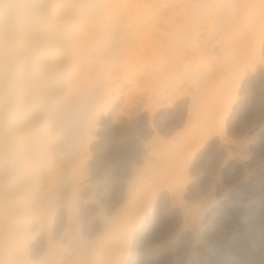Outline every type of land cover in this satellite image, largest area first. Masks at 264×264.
Instances as JSON below:
<instances>
[{"label": "rangeland", "instance_id": "374dc122", "mask_svg": "<svg viewBox=\"0 0 264 264\" xmlns=\"http://www.w3.org/2000/svg\"><path fill=\"white\" fill-rule=\"evenodd\" d=\"M64 1L63 11L74 5L93 39L73 40L67 52L42 41L60 55L47 62L42 83L57 105L59 121L49 125L61 122L53 147L61 160L38 157L59 173L42 204L63 207L53 220L62 227L52 247L77 240L93 251L85 250L93 253L90 264H114L121 240L128 253L119 259L130 253L125 264H264V0H190L181 5L187 19L179 16L172 33L185 38L184 47L154 51L141 46L134 27L156 13L173 16L178 8L169 5L181 0ZM41 2L28 0L33 10ZM78 21L59 24L68 34ZM14 39L29 41L24 34ZM25 66L20 75L38 74ZM39 159L32 199L51 185ZM34 224L27 264L41 263L44 254Z\"/></svg>", "mask_w": 264, "mask_h": 264}, {"label": "bare ground", "instance_id": "6f19581e", "mask_svg": "<svg viewBox=\"0 0 264 264\" xmlns=\"http://www.w3.org/2000/svg\"><path fill=\"white\" fill-rule=\"evenodd\" d=\"M6 1L7 2H5L4 0L3 2V0H0V8H2L1 6L5 7L4 15H2L4 19L0 21V264H27L28 261H27V255H26V252H27L26 248L29 247L28 238L30 237L29 236L30 234H29L28 228L31 223L36 224L35 232L39 231L42 234L41 236H43L41 237L42 244L40 242L39 243L41 244L40 249L41 250L45 249V250L41 251L44 254L41 255L42 256V258L40 257L41 263L39 264H62L63 263L62 261L65 260V258L66 259L69 258L70 259L69 261L72 260L74 262L73 263L71 261L72 262L71 264H81L80 263L82 262V255H80L81 253H83V255L85 254L87 255V256L85 255L86 259L83 257L84 258L83 261L85 260V264L87 261H88L87 263L90 264L95 261V260L94 261L90 260L91 259L90 256L93 255V253L92 254L90 253L93 251L91 250L89 251L87 250L88 248H86L85 250H87V252L88 251L90 252L89 253L90 255L88 256V253L87 252L85 253V250L82 249V247L78 246L80 244L77 243L78 242L77 240L70 241V243H68L70 246L67 244L68 245V247L66 246L67 248L65 247V248L58 249V248L52 247V244L54 243L53 239L55 236L58 235L59 229H60L59 227L61 226V224L59 226V224L57 222L55 223L53 220H55L57 217L59 218L60 215L57 217H55V215L56 213L60 214L61 208L63 207L56 204V202H54L56 205H53L50 208H46V207L44 208L43 205H45L46 201L44 200V198L45 197L47 198L46 195L47 193H49L48 191L53 189V187L54 189L55 187L57 188L58 183L56 182V179L58 178L55 179L56 186H54L53 183H54V178L58 177L59 173L58 172L56 173L58 175L57 176L55 172L58 169L57 170L56 168L52 169V167L54 166L50 167L48 166L49 164L47 166L43 165L42 162H40L39 158L44 159L43 157L45 156L48 157V155L50 157L51 155V158L54 157L55 159L56 157V161L61 160L60 154L55 153V150H53V147L55 146V144H57L56 142L60 134V123L61 122L56 123L53 127L52 125H49L51 118L54 119L55 122L57 120L59 121L58 118H55L57 117V115H55L56 111L54 109L57 108L56 107L57 105L55 106V108L52 107L54 106L52 104H55L56 102L55 103L50 102L52 98L50 97V94L44 88V84L42 83L43 73L47 69V62H50L51 60L53 61L58 60L60 55H58V53H54V51L48 52V50H45V47L43 46L42 41L46 39L45 42L47 41V43L58 47V49L60 48L59 51L63 50L64 48L67 52V49H71V46L69 47V42L73 40H80L83 38L84 39L88 38L86 41L91 42V40L93 39L92 38L93 35H90L91 33H88L85 31V28H86L84 27V25L86 24L85 21H80V20L78 21L79 16H77V14L79 11L77 13L74 10L73 11L75 13L71 11L74 7L73 5L74 3H71V5H73L72 9L70 6L69 12L68 11L66 12V11H63V6H62L64 5L62 3H65V1L63 2V0L62 1L56 0L53 4H51L50 0H42V2L39 3L40 5H38L37 8L33 10V14L26 22H13V20L7 15L10 5H11L10 2L12 3V0H9V1L6 0ZM171 1L170 3L174 4ZM188 1L190 0H181V1H178V3L175 4L174 6L169 5V8H168L169 10L170 9L177 10V8L178 10L180 8L183 10L181 11L180 9V11L178 10L176 12L174 11L175 13L174 12H173L174 14L172 13L173 16L170 15L171 13L169 12V14L167 15L169 19L167 17H165L167 19H165L164 17H161L160 14L156 15L157 14L156 13L155 15L153 14L154 16L152 15L151 19H148L147 21L145 20L143 24L142 22H140L141 24H138L136 27H134L135 28L134 32L136 31V33H140L141 46L142 47L144 46L143 48L148 46L147 49L148 50L151 49V51H154L160 45L161 47L165 46L167 48L168 46L166 45L168 44H171L174 47L178 45V46H181L180 48H183L184 46L182 47L183 44L181 40L183 37L179 36L180 37L179 39L178 37L177 39L176 38L174 39L173 36L176 34L173 35L172 33H174L173 30L176 29L175 27L179 28L180 24L177 22L180 19H182L183 17L184 19H187L185 16L183 17L181 16L184 10L186 9L185 7H187L186 4H188ZM181 5L182 6L184 5L185 7L182 8ZM184 13H186V10ZM169 16H172L173 19L170 18ZM178 17H179V20L177 21ZM205 18L207 19V17ZM205 18L203 19L204 21L206 20ZM66 19L68 20V23L63 22ZM182 20L181 22H184ZM60 21L64 25L73 23L74 21L75 22L78 21V27L71 24L72 29H70V33L68 32L69 34L68 35L66 34L65 27L61 25L62 23ZM55 22L56 24L57 22L58 24L61 23L59 24L60 26L57 29L55 28ZM200 23H201V19L199 23H197V25L193 27L195 28L196 34H198V36H199L200 31L202 30L200 25L203 26L204 22L201 24ZM162 24H163V27L161 26ZM172 26H174V29L172 28ZM60 27H62V29ZM128 28H130L129 25H128ZM143 28H146L148 31L145 36H141V31ZM169 28H170V31H169L170 33L167 34V31L169 30ZM189 29L192 30V28H189ZM195 31H192V33L193 32L195 33ZM23 34L28 36L29 41L26 43H22V44L20 42L17 43L14 37H16V35H23ZM151 34L153 36L157 34L158 38L156 37L157 39H155V36L153 38ZM169 34L170 35L172 34L171 37L168 36ZM181 35H184V34L181 33ZM90 36H91V40H89ZM133 36H135V33L133 34ZM146 36H148L149 38L147 39ZM151 36L153 39L151 38ZM159 37L161 39V42H160ZM183 39L185 40V38ZM157 40L160 42V44L158 45L156 44L158 43ZM186 41L184 42L186 43ZM162 42H164L163 43L164 45L162 44ZM73 48H75V46H73ZM75 54L76 53H72L74 57H75ZM95 62L101 63V60L97 59V61ZM25 65H28L30 67L34 66L36 69L38 68L37 73L39 75L38 74L35 76L34 75L27 76V74L25 75L24 74L25 72L23 71L25 70V67H27ZM19 67L24 68L22 70L24 72V73L22 72L23 75L22 74L20 75L19 70L22 68L19 69ZM27 69H29V67ZM52 101L54 100L52 99ZM43 143L50 145L49 148H46L48 146L45 147L44 145H42ZM41 145L44 146L45 148L41 147ZM55 148L57 147L55 146ZM38 159H39V162L41 163L39 164L40 166H38V168L40 167L41 170H46V172L48 171L50 173L49 174L47 172L51 177L50 178L51 185L49 183L50 185L49 189L47 188L46 191H44L43 193L38 194L37 192V194H35L33 191V194L38 195V196L34 198L35 196L31 194L32 196H34L33 197L34 199H32L28 192H30L31 190L30 188L33 185V183H35L36 185V182H37L35 179H33L35 180L34 182H31V179L33 178L35 174L36 175L39 174V173L38 174L34 173V175H32L33 170L35 171L36 169L34 166H37L36 164L38 163L37 161ZM42 175H43V172H42ZM46 176L47 174L45 175V177ZM43 187L44 186H42V190H44ZM27 194H29V198H31L30 199L31 201L26 199L25 196H28ZM24 197L28 201H25V199H23ZM43 201H44V204H43ZM24 214H26L25 216H27L28 214L27 223H23L20 220ZM125 226L128 227V225H125ZM71 242L72 243L74 242L76 244L73 245L74 244L73 243L71 245ZM120 242H121V245H118ZM120 242L117 243V246L115 245L116 244L115 242L114 245L116 246V249L113 247V250L114 249L116 250L115 255H114V264L116 260L117 261L120 260L118 262L119 264H125L127 262L128 255L126 253L128 252H126L127 250L124 249L126 247L125 246L126 244H124L123 245L124 247H123L122 246L123 240H121ZM79 249H81L82 251L80 252ZM120 252H122L123 254L124 252H126L124 256H121L122 260L119 259ZM113 254H114V251H113ZM128 257H130V253ZM94 258L96 259V257ZM112 259L113 258H111L110 260L113 261ZM104 262L106 263V261ZM82 264L84 263L82 262ZM97 264H98V261H97Z\"/></svg>", "mask_w": 264, "mask_h": 264}, {"label": "clouds", "instance_id": "9594fccd", "mask_svg": "<svg viewBox=\"0 0 264 264\" xmlns=\"http://www.w3.org/2000/svg\"><path fill=\"white\" fill-rule=\"evenodd\" d=\"M33 7L28 0H12L7 15L13 22H26L33 14Z\"/></svg>", "mask_w": 264, "mask_h": 264}]
</instances>
